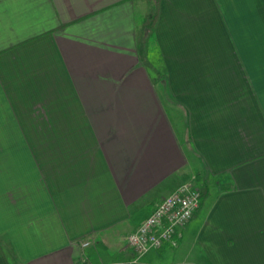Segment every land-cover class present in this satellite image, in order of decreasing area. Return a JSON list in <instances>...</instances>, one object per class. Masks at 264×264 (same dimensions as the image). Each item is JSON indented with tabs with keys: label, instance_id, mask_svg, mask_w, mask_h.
Returning a JSON list of instances; mask_svg holds the SVG:
<instances>
[{
	"label": "crops",
	"instance_id": "1",
	"mask_svg": "<svg viewBox=\"0 0 264 264\" xmlns=\"http://www.w3.org/2000/svg\"><path fill=\"white\" fill-rule=\"evenodd\" d=\"M137 27L134 0H0V264H134L185 183L178 247L135 264H264V0H160L150 67Z\"/></svg>",
	"mask_w": 264,
	"mask_h": 264
},
{
	"label": "built area",
	"instance_id": "2",
	"mask_svg": "<svg viewBox=\"0 0 264 264\" xmlns=\"http://www.w3.org/2000/svg\"><path fill=\"white\" fill-rule=\"evenodd\" d=\"M199 201L200 191L190 183L180 185L167 196L127 238L128 246L136 256L135 263L151 250L164 246L177 248L178 230L191 220ZM87 245L84 243L83 247Z\"/></svg>",
	"mask_w": 264,
	"mask_h": 264
},
{
	"label": "trees",
	"instance_id": "3",
	"mask_svg": "<svg viewBox=\"0 0 264 264\" xmlns=\"http://www.w3.org/2000/svg\"><path fill=\"white\" fill-rule=\"evenodd\" d=\"M147 11L137 27V54L138 60L144 66L150 67L152 57L157 56L155 27L159 16L160 0H144ZM200 192V198H201Z\"/></svg>",
	"mask_w": 264,
	"mask_h": 264
},
{
	"label": "rangeland",
	"instance_id": "4",
	"mask_svg": "<svg viewBox=\"0 0 264 264\" xmlns=\"http://www.w3.org/2000/svg\"><path fill=\"white\" fill-rule=\"evenodd\" d=\"M134 4H135V15H136V18H137V22H138V25H139V23H140V21L142 20V18H143V16H144V14L146 13V11H147V5H146V3L144 2V0H134ZM152 60H153V62H155V61H157V58H156V56H153L152 57ZM152 60H151V62H152ZM156 64V63H155ZM158 71V70H157ZM155 72L156 71H153V72H151L153 75H155ZM155 253H157V252H151V253H146L143 257H141V258H143L142 259V261H150V259H152L153 257H154V254ZM158 255H159V253H158Z\"/></svg>",
	"mask_w": 264,
	"mask_h": 264
}]
</instances>
